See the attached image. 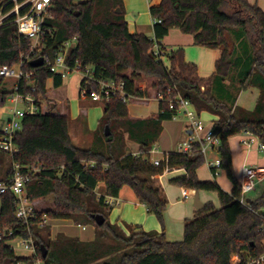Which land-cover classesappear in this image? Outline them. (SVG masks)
Masks as SVG:
<instances>
[{
	"label": "trees",
	"instance_id": "trees-1",
	"mask_svg": "<svg viewBox=\"0 0 264 264\" xmlns=\"http://www.w3.org/2000/svg\"><path fill=\"white\" fill-rule=\"evenodd\" d=\"M6 1L0 0V12ZM150 14L160 21L154 23L155 37L130 33L123 0H53L35 47L19 35L14 16L0 25V68L24 63L23 69L34 74L20 80L18 92L30 93L34 85L32 94L44 103L38 114L25 117L24 130L16 139L19 153L12 158L0 153V183H11L16 163L21 173L30 175L26 194L31 202L52 198L51 206L36 209L35 219L26 224L16 217L18 199L11 192L0 195V264H232L235 256L240 264H247L264 253V191L254 203H240L229 143L231 137L249 131L264 145V11L248 0H162L150 7ZM172 29L193 36L196 46L220 51L212 76L200 77L197 65L186 61L183 48L165 51L162 40ZM74 38L76 44L66 57L70 67L91 66L97 80L123 83L128 98H147L148 92L139 84L147 82L157 98H166L159 102L158 115L134 119L120 97L104 98L105 114L93 145L77 148L68 113L62 115L56 101L49 103L51 92L63 86V79L46 64L31 65L38 59L54 61L63 44ZM155 44L162 47L168 65L155 56ZM50 79L51 91L47 89ZM235 80L238 93L249 87L259 89L253 110L237 106L232 94L226 98L227 83ZM90 85L92 91H100L96 83ZM4 86L0 78V108L15 93L5 91ZM82 86H87L85 81ZM177 91L199 114L215 117L213 128L222 136L220 169L233 184L231 193L215 181L198 178V170L206 163L199 144L191 156L165 154L167 160L159 167L150 161L163 123L174 119L176 112L169 109L167 100ZM106 126L110 137L104 134ZM127 141L140 146V156L127 152ZM180 170L184 174L172 177V185L215 193L220 208L205 204L185 221L183 240L170 242L164 232L168 200L153 178ZM126 187L148 213L156 215L161 233L130 225L123 229L109 221L112 208L107 198H119ZM94 215L104 216L105 223L97 225ZM44 219L92 225L96 237L91 243L65 234L45 237L42 232L51 228L39 226ZM30 237L35 240V252L18 257L9 242ZM42 247L48 251L45 259Z\"/></svg>",
	"mask_w": 264,
	"mask_h": 264
},
{
	"label": "crops",
	"instance_id": "crops-1",
	"mask_svg": "<svg viewBox=\"0 0 264 264\" xmlns=\"http://www.w3.org/2000/svg\"><path fill=\"white\" fill-rule=\"evenodd\" d=\"M123 1H124V8H125V19L128 23L130 33H143V34L148 35L149 37H155L154 36V22H153L154 19L152 18L150 14V7L159 5L162 0H123ZM248 1L252 5H255V4L258 5L264 11V0H256V3H252V0H248ZM127 10H128V13H127ZM132 11L138 13V16H136L135 19H132L131 17ZM177 31L179 30L172 29L169 33V36L165 37V39L162 40V47L165 48L166 52H171L172 50H176L178 47H181V46H189V45L194 44L193 36L187 34L186 36L188 38H183V36L179 37L178 33H181V32H177ZM173 32L177 33V34H174L176 37L175 40H171ZM177 39L178 41L183 42L182 44L184 45L175 43V42H178ZM200 49L202 50L201 53L205 57L204 60L195 59L197 62L195 63V61L194 62L191 61L188 58V56H186V54H185V58L187 62L194 63V65L195 64L197 65L200 77L208 78L212 76L213 73L215 72V65H216V61L220 57V51L213 50V49H207L204 47H200ZM165 60H167L166 65H168L169 63H168L167 57H165L164 62ZM73 82H74L73 83L74 86H76L75 91L78 92L79 99H83V98L90 99L89 95L85 92L84 87L82 86V82H83L82 76H78L74 78ZM140 87L142 90H145L148 92V90L145 89V87H142L141 85ZM86 88L89 89L90 87L87 86ZM237 88H238L237 80L233 81L232 83L228 82L227 83L228 91L225 94L226 98L232 94L233 97H236L237 106L239 107L242 106V108L246 110H253L255 108V105L258 99L257 97L259 95V89L258 90L256 89L257 92L256 90H254L253 92L251 91L252 93L255 94V99L252 100V99L244 98L246 95L245 90L238 93ZM47 89L49 91L53 89L52 79L48 81ZM67 89H68V85L66 83V80H64L63 86L57 89L58 91L61 90L62 92L58 93V92L53 91L51 92L50 97L55 99L56 101L55 104L58 105V108L60 112L62 113V115L65 113H68L70 117V120H71L70 135H71L73 144H75L76 142L77 144L84 146L81 148H90L93 145L94 133L98 130L100 121L104 117V114H105L104 104L101 106L102 110H101L100 117H99L100 119H98L96 123H91L89 126V123H87L86 120H81L80 118L79 119L72 118L71 113H70V108H69L71 98L69 96ZM148 94H149L148 97L145 99L142 98L138 100L136 99L133 100L135 102L139 101V103H134L132 107L128 106V112L131 118L148 119V118H154L158 115L160 101L153 94H150L149 92ZM55 104L53 103L52 106L55 107L56 106ZM202 114H200V116H202ZM8 117H9V112L7 113L6 117H0V119L6 120L8 119ZM214 120H215V117H213V120L209 124L212 125ZM174 121H177V120H174ZM167 123L168 121L163 123L164 130L157 144L160 141H162V137L164 136V133H165V127H167ZM176 128L177 130L175 131L178 132L179 138L181 139L182 138L181 133H180L181 126H178ZM240 138H241L240 135H237L229 139L232 159H233V168L235 169L234 172L239 182L241 179V171H242L243 166L250 165L251 167H256L257 166L256 164L259 163V164H263L262 167L259 166L256 168H260L264 170V157L260 158L258 156L260 152L256 149L255 146L250 150L245 148L241 144ZM154 150L156 151L153 153L151 152L149 153L150 157L151 158L153 157L158 160L161 159V158H157L153 156L155 153L159 151V148L155 146ZM163 150H164L163 155L174 153L177 151V150L174 151V149H169V148H165ZM127 152L129 154H133L136 156L141 155L140 146L137 143H134L131 141H127ZM209 155H210L209 161H214L219 158L218 152H215V151H210ZM182 174H184V171L180 170V171H175L172 173L166 172L160 176L153 178L155 184L156 185L158 184V186H160L164 190V193L168 200V208L165 213L164 232H165L166 239L170 242H180L183 240L185 221L188 219H192L197 213L194 206L193 207H191L190 205L184 206L185 202H181V201H187L190 197L195 196L196 191L192 189L181 188V187L177 188L176 186L172 185V183L169 182L172 177L182 175ZM197 175L201 181L217 182L219 185H221L223 190L226 191L227 193H231L234 188L233 184L227 178L226 173L223 170H221L217 176H214L209 166L203 165L201 169L198 170ZM171 187H176L178 189L175 191L178 193L180 200H177L175 202L172 201L171 199L169 200L170 194L172 193ZM101 189H103V185L100 184L98 187V190L100 191ZM127 193L128 194L124 196L123 190H122L119 198L109 197L110 199L113 200V203H114V205L111 207L112 209L109 213V216L113 214L116 207H117V211L119 214L115 222H111L110 220L109 221L112 224H117L123 229H125V225H130V226L142 228L146 232L153 231V232L161 233L163 231V228L160 222L158 221V219L155 217L156 215L148 213L147 208L143 204L138 203L135 200L136 198L134 196L133 191L128 190ZM210 193L211 192H207V191H199L200 199L204 204L211 202L216 207L217 201L215 200V197L217 198L218 196L217 194H214V193H212L214 194V196H212ZM48 199L51 200V204H52V198H47V199H43V200H39L36 202H31V203L34 205L35 209H38L37 205H40L41 202H44ZM247 199L252 200V201L255 200L251 198L249 194L247 195ZM170 203L181 205L180 206L181 208H179L178 210H173V208H169ZM219 205H220V202H219ZM172 212H174V215H172ZM137 213H140V217H143V218H137L136 216ZM52 221L53 220H49L48 224H50V222ZM63 221H66L72 224L74 223L68 220H63ZM68 226L70 225L67 224L63 226V230L61 229V231L59 230L57 233L51 234L52 239H55L58 236V234H65L68 237L78 238L82 242L91 243V241H93L96 237V229L94 226L92 230H89L86 226L78 225V228L80 229L78 231H75V229L74 230L68 229L67 228ZM62 231H64L65 233H62Z\"/></svg>",
	"mask_w": 264,
	"mask_h": 264
},
{
	"label": "built area",
	"instance_id": "built-area-1",
	"mask_svg": "<svg viewBox=\"0 0 264 264\" xmlns=\"http://www.w3.org/2000/svg\"><path fill=\"white\" fill-rule=\"evenodd\" d=\"M53 0H7L0 12V25L4 20L10 16L15 17V23L18 25V33L32 41V43H38L42 33V23L52 8ZM10 8L8 12L5 10ZM154 23L160 22L159 20H153ZM77 39L74 38L68 42H65L60 48L54 61L44 60V64L50 68L51 72L58 74L61 78L66 80L69 75L74 72L80 73L83 81L87 86L84 87L85 92L89 95L93 102H103V99H110L112 97H120L123 102H129L132 98H128L123 83L115 84L114 82H105L97 80L94 76V69L91 66L85 68L76 64L74 68L70 67L66 63V57L71 48L76 44ZM35 44V45H36ZM35 47V46H34ZM154 54L164 61L165 55L162 47L159 44L154 46ZM25 64L21 63L17 66H3L0 68V78L4 80L14 78L18 80V83L14 87L15 93L8 98L12 106L9 108V117L6 120L0 119V153L6 155L9 158L14 157L19 153V147L16 144L17 137L22 133L23 121L26 116L38 114L43 108V100L40 97H35L32 92L36 90L34 85H31L30 93L22 94L18 92L19 82L24 78H30L34 72L26 71L23 69ZM96 83L100 89L99 92L91 90L90 83ZM158 100H166L164 95H159ZM168 105L170 110H174L176 113L173 120H177L180 115H183L187 119L186 123V138L179 143L177 153L182 155L191 156L194 154V148L196 144L200 145V152L207 158V154L210 151L218 152V148L221 145L220 133L215 131L213 124H206L201 118L200 114L191 104L192 102L183 98V96L177 91L174 97L169 98ZM241 144L247 148L252 149L254 146L262 153L264 152V145L260 142L254 134L249 131L240 135ZM151 153L155 152L154 148ZM167 160L165 155L161 159L151 158V162L154 166H158L162 161ZM206 164L211 169L214 176H217L220 172L221 160L220 158L209 161L206 159ZM14 177L11 183H0V195L11 192L18 199V209L16 217L26 224H29L36 217V209L31 201L27 198L26 184L30 180L29 174L21 173L20 166L13 163ZM37 171L36 169L34 170ZM264 174V171L260 168L243 166L241 171L240 189L241 194L239 197L240 203L244 205H250L248 203L247 195L256 189V185L260 180L259 175ZM107 204L112 207L114 205L113 200L108 198ZM47 219H44L39 226L42 227L48 224ZM21 246L26 250L35 252V240L33 237L22 238ZM264 244V241H263ZM232 264H240L238 257L235 256V260ZM247 264H264V253L258 258L252 259Z\"/></svg>",
	"mask_w": 264,
	"mask_h": 264
},
{
	"label": "rangeland",
	"instance_id": "rangeland-1",
	"mask_svg": "<svg viewBox=\"0 0 264 264\" xmlns=\"http://www.w3.org/2000/svg\"><path fill=\"white\" fill-rule=\"evenodd\" d=\"M75 2H86L88 0H74ZM252 3H256V0H252ZM127 13H128V10H127ZM1 15V14H0ZM138 16V13L137 12H133L132 11V14H131V17L132 19H135V17ZM177 32H181L180 30L177 31ZM174 34H177L175 32L172 33V37H171V40H175L176 37ZM179 34V37L180 36H183V38H188L186 35L187 34H184V33H178ZM169 36V35H168ZM190 37V36H189ZM178 41V39H177ZM177 44H180V45H184L182 44L183 42L181 41H178V42H175ZM33 46H38L36 43H32ZM36 44V45H35ZM178 48H184L185 50V54L186 56H188V58L191 60V61H195V59H201V60H204L205 57L204 55L201 53L202 50L200 49L199 46H196V45H189V46H181V47H178ZM177 48V49H178ZM165 63H167V60H165ZM78 76H81L80 73H77V72H74L72 73L71 75L68 76V78L66 79V83L68 85V93H69V96L71 98L70 100V104H69V108H70V113H71V116L72 118H76V119H81V120H86L87 123H89V126L91 123H96L98 121V119H100V113H101V106L103 105V102H95L93 103L91 99H88V98H83V99H79V95H78V92L75 91V88L76 86H74V78L78 77ZM18 83V80L17 79H14V78H9V79H6L5 80V91L7 92H10L12 90H14V87L15 85ZM141 84L142 87H145V89L148 90V92L150 94H153L154 96H156V90L154 88H152L147 82H141L139 83ZM145 85V86H144ZM258 90V88H255V87H249L247 88V90H245L246 92V95L244 98H248V99H255V94L252 93L254 90ZM256 90V92H257ZM54 92H58V93H61L62 91L61 90H53ZM252 91V92H251ZM258 98V97H257ZM136 98H133L131 99L129 102H128V106L129 107H132V105L134 103H139V101L135 102L133 100H135ZM138 100V98L136 99ZM53 101H55V99L53 98H50V102L49 103H52ZM12 106V104L10 103V101L7 99L5 105L3 107L0 108V117H6L7 116V113H8V110L9 108ZM202 119L203 121L207 124V123H211V121L213 120V117L212 115L210 114H207V113H204L202 114ZM170 122V123H169ZM186 123H187V119L181 115L177 121H168L167 123V127H165V133H164V136L162 137V141H160L158 144H156V146L159 148V151L157 153H155L153 156L154 157H157V158H162L163 156V149L165 148H169V149H174V151H176L178 148V145L177 143H181L183 141V139L187 136L186 135ZM178 126H181V130H180V133H181V136L182 138L180 139L179 138V135H178V132H176L175 130H177L176 127ZM180 136V137H181ZM78 147H84V146H81L79 144H77L75 142V144ZM260 158H263L264 157V152L263 153H260L258 155ZM1 156H0V161H1ZM210 158V155L209 153L207 154V158L209 160ZM205 166L206 163L204 164ZM257 166L256 167H262L263 164H259L257 163L256 164ZM250 166V165H248ZM221 171V170H220ZM264 171V170H263ZM259 178L261 181H259L256 185V189L251 192L249 194V196L253 199H257L261 194L262 192L264 191V174H260L259 175ZM176 186V185H174ZM178 188V186H176ZM176 187H171L172 189V193L170 194V198L169 200L171 199L172 201H177V200H180L179 196H178V193L175 191V190H178ZM102 190V189H101ZM100 190V191H101ZM128 190H131L129 188H124L123 189V194L124 196L127 195L128 193ZM132 191V190H131ZM212 196H214V194H212V192L210 193ZM215 200L217 201V208H220V205H219V200H218V197L216 198L215 197ZM181 202H185L184 206H187V205H190L191 207L194 206V202H195V196L193 197H190L187 201H181ZM41 206V207H40ZM47 206H51V200H46L44 202H41L40 205H37L38 209H45ZM181 205H176V204H173V203H170V206L169 208H173V210H178ZM118 211H117V207L115 209V211L113 212V214H111L109 216V220L111 222H115L116 221V218H118ZM172 215H174V212H172ZM137 218H143V217H140V213H137L136 214ZM112 218V219H111ZM154 218V217H153ZM69 224L70 226H68L67 228L68 229H71V230H74L75 231H78L80 230L78 228V225L76 223H69V222H66V221H63V220H53L52 222H50V224H46V225H49L51 229H45L43 233V235L46 237L49 233H50V237H52L51 234H55L57 233L59 230L61 231V229L63 230V226ZM86 227L89 229V230H92L93 226L92 225H86ZM62 233H65L64 231H62ZM22 242V238H16L12 241L9 242V245L14 249L16 255L18 257H30L33 255V251L31 250H26L24 247L21 246V243ZM235 260V257L232 258V262Z\"/></svg>",
	"mask_w": 264,
	"mask_h": 264
},
{
	"label": "water",
	"instance_id": "water-1",
	"mask_svg": "<svg viewBox=\"0 0 264 264\" xmlns=\"http://www.w3.org/2000/svg\"><path fill=\"white\" fill-rule=\"evenodd\" d=\"M119 12V10H118ZM32 67L34 68H40L44 65V59H38L35 60L34 62H32ZM105 136L106 137H110L111 135V130L109 126H106L105 128ZM249 204L254 203L252 200H248ZM194 207L196 209V212L199 213L203 210V208L205 207V204L201 201L200 196H199V191L195 192V202H194ZM93 218L95 219V222L97 225L102 226L105 223V217L102 215H94ZM48 251L46 248L42 247V255L43 258L45 259L47 257Z\"/></svg>",
	"mask_w": 264,
	"mask_h": 264
}]
</instances>
